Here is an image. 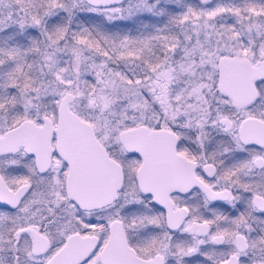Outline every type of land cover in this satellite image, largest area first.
<instances>
[{
	"label": "snow or ice",
	"instance_id": "obj_1",
	"mask_svg": "<svg viewBox=\"0 0 264 264\" xmlns=\"http://www.w3.org/2000/svg\"><path fill=\"white\" fill-rule=\"evenodd\" d=\"M0 264H264V0H0Z\"/></svg>",
	"mask_w": 264,
	"mask_h": 264
}]
</instances>
